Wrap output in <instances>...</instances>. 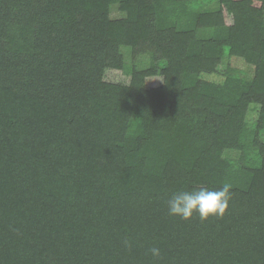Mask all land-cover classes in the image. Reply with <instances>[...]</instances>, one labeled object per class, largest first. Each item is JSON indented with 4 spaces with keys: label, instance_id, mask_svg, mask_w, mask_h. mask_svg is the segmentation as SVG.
Listing matches in <instances>:
<instances>
[{
    "label": "trees",
    "instance_id": "trees-1",
    "mask_svg": "<svg viewBox=\"0 0 264 264\" xmlns=\"http://www.w3.org/2000/svg\"><path fill=\"white\" fill-rule=\"evenodd\" d=\"M203 1L0 0V264H264V0Z\"/></svg>",
    "mask_w": 264,
    "mask_h": 264
},
{
    "label": "clouds",
    "instance_id": "clouds-1",
    "mask_svg": "<svg viewBox=\"0 0 264 264\" xmlns=\"http://www.w3.org/2000/svg\"><path fill=\"white\" fill-rule=\"evenodd\" d=\"M231 185L223 184L218 189H209L203 186L191 190H178L173 192L166 201L167 213L182 220H190L193 216L203 222L209 218H223L231 201ZM125 248L130 249L131 243L125 239ZM148 252L155 260L161 258L159 247H151Z\"/></svg>",
    "mask_w": 264,
    "mask_h": 264
},
{
    "label": "rangeland",
    "instance_id": "rangeland-1",
    "mask_svg": "<svg viewBox=\"0 0 264 264\" xmlns=\"http://www.w3.org/2000/svg\"><path fill=\"white\" fill-rule=\"evenodd\" d=\"M218 0H204L201 5L200 8L202 10H210V9H215L218 7ZM110 16L111 19L116 20V19H121L124 18L125 15L120 12L118 10V6L117 5H113L111 7V11H110ZM124 54L126 55L127 59V63L128 64H133V62L131 61L130 58V54L128 50H123ZM230 71L232 75L242 78L246 81H251L254 77V67L249 65L248 63H246L243 59L241 58H228L226 57L224 59V61L222 62V64L218 67V73L214 74V75H204V78L215 82V83H222L225 76H226V72ZM258 112H259V106L257 105H252L250 107L249 113H248V122L251 125H254L257 121L258 118ZM260 138L264 141V134L261 133L260 134ZM225 156L229 159H236L238 158V154L234 153V152H227L225 154Z\"/></svg>",
    "mask_w": 264,
    "mask_h": 264
}]
</instances>
